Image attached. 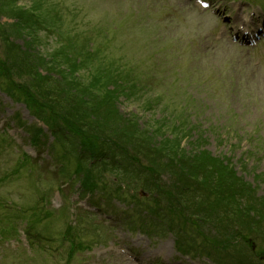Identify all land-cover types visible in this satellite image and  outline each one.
<instances>
[{"label": "rangeland", "instance_id": "obj_1", "mask_svg": "<svg viewBox=\"0 0 264 264\" xmlns=\"http://www.w3.org/2000/svg\"><path fill=\"white\" fill-rule=\"evenodd\" d=\"M206 1L203 8L196 0H0V264H216L181 254L174 234L144 221L150 192L119 182L117 169L105 171L109 187L85 190L76 172L92 162L53 140L17 90L26 79L1 68L4 33L45 60L65 42L33 26L15 32L18 10L6 6L57 12V25L129 75L115 94L122 116L155 129L156 140L176 137L188 153L207 150L229 162L263 196L264 43L246 49L241 22L258 24L264 0ZM250 236L248 264H264V244Z\"/></svg>", "mask_w": 264, "mask_h": 264}, {"label": "trees", "instance_id": "obj_2", "mask_svg": "<svg viewBox=\"0 0 264 264\" xmlns=\"http://www.w3.org/2000/svg\"><path fill=\"white\" fill-rule=\"evenodd\" d=\"M6 7L12 13L18 10L15 32L33 26L58 32L65 40L45 60L41 55L29 56V44L21 50L9 43L4 33L7 61L1 68L5 75L16 73L28 81L27 87L25 81L19 83L17 90L55 142L66 143L78 161L94 159L92 165L76 172L85 190L109 187L105 171L117 169L119 182L150 192L144 221L151 217L174 234L175 248L181 254L206 257L216 264L251 263L247 235L264 244V195L257 196L229 162L207 150L188 153L176 137L174 142L156 140L155 129L140 127L133 115L122 116L115 94L123 83L128 84L129 75L123 70L114 72L111 63L100 60L97 51L90 50L92 41L73 35L64 23L57 25V12L19 10L13 3ZM244 247L250 255L238 259Z\"/></svg>", "mask_w": 264, "mask_h": 264}, {"label": "water", "instance_id": "obj_3", "mask_svg": "<svg viewBox=\"0 0 264 264\" xmlns=\"http://www.w3.org/2000/svg\"><path fill=\"white\" fill-rule=\"evenodd\" d=\"M140 192H141V194H145L142 190Z\"/></svg>", "mask_w": 264, "mask_h": 264}]
</instances>
